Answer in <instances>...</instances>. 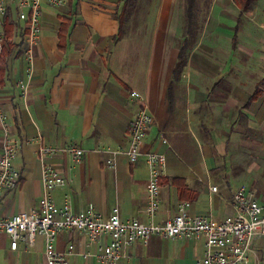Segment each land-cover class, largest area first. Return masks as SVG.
I'll list each match as a JSON object with an SVG mask.
<instances>
[{
	"label": "crops",
	"instance_id": "0c3cea01",
	"mask_svg": "<svg viewBox=\"0 0 264 264\" xmlns=\"http://www.w3.org/2000/svg\"><path fill=\"white\" fill-rule=\"evenodd\" d=\"M223 4L211 3L175 80L179 43H173L183 24L173 0H164L159 14H147V29L142 24L128 30L126 21L137 6L123 13L125 0L42 2L41 32L31 45L28 25L10 4L2 24L8 38L0 55V110L20 144L13 165L21 178L16 188L2 191L0 217L38 209L41 169L49 164L65 179L52 191L56 204L74 212L92 207L104 215L118 207L122 218L146 222L148 170L144 158L130 163L124 152L129 123L142 106L153 116L143 149L166 156L156 220L176 213L182 200L191 202L193 215L220 220L233 213L239 184L227 157L231 135L240 125L264 133V31L252 25L250 35H239L238 18L218 14ZM255 87L261 94L245 107ZM2 143L0 123V148ZM42 144H73L83 149L81 160L62 153L43 156ZM112 150L117 152L110 169L105 159ZM262 189L255 195L264 205ZM86 240L82 232L64 229L55 247L62 251L73 244L69 264H99L98 243L87 248ZM43 249L37 236L32 245L19 242L12 250L0 233V264H46ZM203 253L202 240L151 234L128 246L115 264H199ZM249 260H264L262 235L253 239Z\"/></svg>",
	"mask_w": 264,
	"mask_h": 264
},
{
	"label": "built area",
	"instance_id": "2783aa9c",
	"mask_svg": "<svg viewBox=\"0 0 264 264\" xmlns=\"http://www.w3.org/2000/svg\"><path fill=\"white\" fill-rule=\"evenodd\" d=\"M42 2L53 6L63 4V0H0V55L5 43L2 24L6 19L8 6L14 5L17 17L28 25L27 42L31 45L36 42L41 32ZM26 52L30 58V47ZM18 85L22 89L26 88L22 81H19ZM131 95L141 98L136 91H132ZM0 123L3 130V143L0 148L1 197L3 190L18 186L21 175L13 165L20 144L10 136V126L1 110ZM152 124L153 116L147 112L145 106H142L129 123V141L124 150L130 163L144 158L148 170L146 222L137 218H122L118 207L104 215L92 207L74 212L66 205L56 204L52 191L63 185L65 179L52 166L43 164L40 177L42 196L38 209L31 213L21 212L11 217H0V233L8 236L10 249L16 250L19 242L32 245L39 236L43 239L46 264H69V259L75 253L73 244L59 251L55 247V240L60 231L75 229L87 237L85 244L87 248L98 243L99 251L95 256L99 264H115L118 259L125 257L128 246L138 240L145 241L151 234L202 240L204 253L198 259L199 264H264V260L261 262L249 260L253 239L257 235L264 237V205L245 185L238 186L234 191L232 196L234 212L223 219L215 220L209 216L190 214L191 202L182 200L177 204L176 213L165 220H156L161 202V178L166 166V156L156 150L143 149ZM161 141L167 142L163 137ZM116 152L109 151L110 155L105 159V164L110 169L115 167ZM59 153L70 155L74 161H80L83 149L73 144L60 147L42 144L39 147V154L43 156ZM103 236H107L108 240L102 241Z\"/></svg>",
	"mask_w": 264,
	"mask_h": 264
},
{
	"label": "rangeland",
	"instance_id": "374dc122",
	"mask_svg": "<svg viewBox=\"0 0 264 264\" xmlns=\"http://www.w3.org/2000/svg\"><path fill=\"white\" fill-rule=\"evenodd\" d=\"M221 1L224 4L218 14H224L230 20L237 17L236 27L240 31L238 32L239 35L243 32L250 35L249 32L252 29V25L255 30L261 29L264 31V0ZM173 3L177 14L182 19L180 23L183 24L185 1L173 0ZM163 4L164 0H136L134 6H137V8L126 21L125 30H128L131 26L135 28L137 25L142 24H145V29H147L148 23L144 22L147 14L154 16L159 14ZM199 17L202 20H206L209 17V11L207 14L201 13ZM177 34L174 37L173 45H177L182 39L183 26L179 27ZM230 139L227 157L231 160V165L229 166L231 174L234 176L237 185L250 187L258 196V193L260 194L258 191L263 190L262 186H264V133L253 131L240 125L233 131Z\"/></svg>",
	"mask_w": 264,
	"mask_h": 264
},
{
	"label": "trees",
	"instance_id": "16d2710c",
	"mask_svg": "<svg viewBox=\"0 0 264 264\" xmlns=\"http://www.w3.org/2000/svg\"><path fill=\"white\" fill-rule=\"evenodd\" d=\"M136 0H125L123 13H127L133 9ZM184 23H183V38L175 49V63L172 69V79H178L182 73L183 67L186 64L189 50L195 45L205 19H201V13H208L212 0H184ZM4 23V22H3ZM5 29V26H4ZM4 34H6V29ZM8 38V37H6ZM5 38V39H6ZM261 94L259 87H255L249 99L244 104L248 107L252 101L256 100Z\"/></svg>",
	"mask_w": 264,
	"mask_h": 264
}]
</instances>
